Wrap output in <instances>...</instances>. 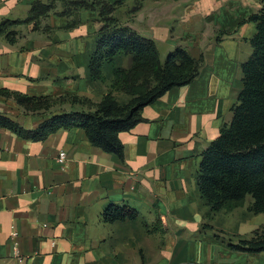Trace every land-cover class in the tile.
Returning <instances> with one entry per match:
<instances>
[{"label": "crops", "instance_id": "obj_1", "mask_svg": "<svg viewBox=\"0 0 264 264\" xmlns=\"http://www.w3.org/2000/svg\"><path fill=\"white\" fill-rule=\"evenodd\" d=\"M34 1L0 0V22L25 19ZM261 8V0H125L111 14L120 26L152 40L161 63L178 47L201 58L199 73L118 134L123 160L93 147L80 128L39 142L0 128V264H264V253L228 248L264 224V214L248 211L253 199L211 214L197 187L201 155L232 120L256 33L247 19ZM101 27L96 11L81 8L48 14L37 30L16 26L13 44L0 36V88L57 102L25 113L0 97V114L34 130L52 116L92 110L70 99L98 104L109 90L111 65L103 81L88 72ZM114 65L128 70L132 57ZM114 96L121 105L130 99ZM111 205L137 219L103 222Z\"/></svg>", "mask_w": 264, "mask_h": 264}, {"label": "trees", "instance_id": "obj_2", "mask_svg": "<svg viewBox=\"0 0 264 264\" xmlns=\"http://www.w3.org/2000/svg\"><path fill=\"white\" fill-rule=\"evenodd\" d=\"M124 1L70 0L63 4L64 9L59 14L71 15L81 8L97 12L102 27L88 63V72L91 80L103 81L102 67L104 64L111 65L113 80L102 100L91 104L73 97L70 101L92 110L52 116L34 130L24 129L0 114V128L33 142L43 141L60 129L80 128L93 147L123 160V145L118 134L128 132L144 121L141 117L144 107L173 88L189 85L197 77L202 63L201 58L193 59L180 47L169 53L161 63L152 40L120 26L111 17ZM261 2L262 8L247 19L256 24V33L250 40L252 54L241 65L242 90L232 108V120L221 128L219 136L203 152L198 167L199 197L211 214L232 211L242 205L247 196L253 199L248 211L264 214V0ZM53 9V2L35 0L25 19L0 22V36L13 44L16 39L13 29L16 26L32 24V29L37 30L40 19L51 14ZM137 9L138 6H135L132 11ZM119 55L132 57V66L128 70L115 67L114 61ZM114 93L125 94L130 99L121 105ZM0 97L14 101L25 113L47 112L56 103L49 97H29L4 88H0ZM137 216L128 207L111 205L104 211L102 220L105 223L134 221ZM228 248L247 254L264 253V224L247 238L228 240Z\"/></svg>", "mask_w": 264, "mask_h": 264}, {"label": "rangeland", "instance_id": "obj_3", "mask_svg": "<svg viewBox=\"0 0 264 264\" xmlns=\"http://www.w3.org/2000/svg\"><path fill=\"white\" fill-rule=\"evenodd\" d=\"M39 1H41V2H43V3L53 2V5H54L55 9H53V10L51 11V13H58V14H60V12H62L63 9H64L63 4H64L65 2H69L70 0H39ZM57 4L60 5L61 10H57ZM261 5H262V2H261ZM121 94H122V93H121ZM115 98H116V97H115ZM56 103H57V102H56Z\"/></svg>", "mask_w": 264, "mask_h": 264}, {"label": "built area", "instance_id": "obj_4", "mask_svg": "<svg viewBox=\"0 0 264 264\" xmlns=\"http://www.w3.org/2000/svg\"><path fill=\"white\" fill-rule=\"evenodd\" d=\"M64 161H65V154L60 153L59 158H58V163L62 165V164H64Z\"/></svg>", "mask_w": 264, "mask_h": 264}]
</instances>
